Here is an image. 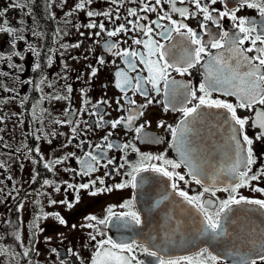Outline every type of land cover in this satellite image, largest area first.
I'll list each match as a JSON object with an SVG mask.
<instances>
[{
    "label": "snow or ice",
    "instance_id": "6c2138e0",
    "mask_svg": "<svg viewBox=\"0 0 264 264\" xmlns=\"http://www.w3.org/2000/svg\"><path fill=\"white\" fill-rule=\"evenodd\" d=\"M33 2L34 0H25L23 4L16 2L0 9V34L12 37L11 51L7 54L8 60L13 56L21 60L25 58V50H16L18 39L25 41L28 52L37 58L40 57V52L26 41L23 33L28 31L37 37L43 34L28 26L24 19L17 22L18 26L11 25L6 15L10 8H25L27 9L25 15L32 16L29 4ZM52 2L53 0H47L49 8ZM125 2L126 0H110L111 5L118 7L111 11L98 12L88 9L93 0H79L71 11L65 13L71 15L74 11L85 12L89 22L83 27L99 29L88 32L89 38L99 37L101 33L113 38L105 42L104 48L119 58L124 65L121 68L115 59L111 61L116 66L112 83L120 92L114 103L116 111L124 114L115 119H107L110 113L105 109L111 107L112 102L101 98L92 104L93 111L88 114L95 119L92 124L85 121L86 128L81 126L79 120L53 119L51 123L54 125L71 126L72 136L68 139V144L76 140L77 136H86L87 132L94 128H104L107 131L101 143L94 146L89 144L92 150L85 151L83 157H76V153L71 152L61 159L45 162L39 145L34 148L25 145L27 149L25 159H31L33 165L42 164L45 169L52 171L57 164L70 157H76L82 168L79 171L66 168L65 171L84 176H91L100 168L107 169L104 176H96L86 183L73 185L64 182L66 189L74 190L73 199L51 200L50 204H63L68 209L79 202L81 190H88L89 194L97 195L125 188L142 189L148 181L147 177L141 174L147 172L167 178L170 191L162 190L154 203L152 196L144 193L147 197L145 212L153 211L166 201L173 205L171 210L165 209L166 223L163 225V234L161 235L159 230L155 233L141 232L137 233L144 237L140 241H137L135 236L116 240L103 230L113 227L117 230L131 231L137 226H146L145 218L137 208V196L134 193L128 201L118 205L121 211H116L115 205L110 206L104 218L92 215L86 219L94 223L81 225L94 230V234L92 231L88 234L89 241L93 242L95 248L90 264H229V262L264 264V199L245 197L238 192L240 188L248 187L254 192L264 194V187L260 186L264 181V0H235L232 6H229L228 0H139L138 8H128L126 14L121 16L120 8ZM127 2L136 4L137 0ZM63 3H67V0H63ZM165 4L168 5L167 11L164 10ZM217 4L222 7H215ZM244 9L256 10L259 20L237 14ZM148 13H156V18L150 20ZM174 14L179 18H173ZM49 15L55 18L54 13ZM93 17H104L114 27L109 28L105 22H97L92 19ZM193 19L197 21L198 27L186 22ZM225 19L230 21V25L226 26L223 23ZM121 20L122 23H117ZM33 24L35 25V20ZM130 33L133 34L131 44L128 39L122 41L117 39L122 34L128 37ZM80 36H85V32L81 31ZM82 43V40L78 41L72 44V47L79 48ZM121 43L126 47H121ZM59 46L68 47L63 43ZM51 51L52 49H49V52ZM4 58V54H0V59ZM51 63L49 59L48 66H51ZM107 63L105 56H97L95 65H87L89 72L85 83L90 85ZM197 66L201 74L199 83H193L191 79L177 80L172 76V72H175L181 77H191L192 70ZM8 67L16 66L9 64ZM39 69L41 64L37 59L33 70ZM46 79L42 77L41 83ZM23 83L31 84L32 81ZM49 87L51 88V84ZM0 89L10 94L7 98H0V103L5 102V99L15 101L19 95L18 93L11 95L13 89L2 84ZM73 91V87L68 85L65 95L48 93L41 96L38 104L30 106V111L27 106L28 96L20 99V106L28 111L33 122L38 125L32 132L36 141L46 139L50 144L51 139L48 137L56 136L55 131H45L43 116L36 114L37 107L41 108L42 113H47V108L42 106L46 100L71 101ZM88 91L87 87L80 89L81 109L91 104ZM214 93L217 94L216 98H213ZM137 95L143 97L145 102L138 103L135 99ZM160 96H163L162 100L157 99ZM221 96L234 97L235 102L221 99ZM153 103L163 104L164 112L181 113V119L175 126L166 124L164 120L156 122L157 128H163L171 134L168 146L177 153L176 159L168 158L166 150L154 155L137 147V141L144 144L164 143L162 137L147 131L151 127V120L143 119V123H138L145 117V110ZM81 109L66 108L65 116H69L70 113L82 115ZM239 110H245L248 114L241 116ZM3 123L4 117L0 115V131ZM121 128L133 133L131 140L117 143L112 139L114 132ZM201 129L209 137L207 140L209 147L204 155L200 154L197 145V137L201 142L204 141ZM85 143L86 140H80L75 147L82 148ZM257 144L262 149L259 152ZM0 146L8 147L3 144L2 136ZM112 150L121 153L120 160L123 163L118 162L114 156L109 157L108 152ZM131 152L138 155L135 162L128 159ZM32 153L37 154L39 158H31ZM182 165L187 171L184 173L176 171ZM3 167L4 165L0 163V168ZM125 168L128 171L122 175L127 179L114 185L106 184V177L110 178L114 173L121 174V169ZM222 175L225 177L223 181ZM38 176L39 173L33 169L32 182H35ZM186 176L189 179H186ZM7 179L11 180L12 177L9 176ZM180 182L185 186L194 182L201 186L202 191L190 195L180 186ZM221 183L223 187L220 186ZM43 184L52 186L54 181L45 179ZM55 191L59 192L61 189L55 187ZM219 191L227 192L228 198L219 200L217 197ZM0 194H3V189H0ZM205 194H208L207 199L204 198ZM7 195L12 196V193L9 192ZM176 197L180 199L176 200ZM249 205L255 208L247 207ZM23 207L21 201L17 211H22ZM256 213H259V225L253 222ZM49 216L60 225L67 226V221L60 213L41 210L39 215L34 217L30 227L38 229V221ZM71 227L76 228L77 225ZM11 235L18 246L23 248V252L17 255L25 258L26 264H33V261L27 258L31 253L38 254V251L34 246L31 248L25 246L19 232V224ZM58 235L62 236L63 233ZM3 238L0 236V240ZM46 239L51 240V237ZM197 241H201L203 246ZM185 244L192 245L196 250L181 256L170 254L173 245L183 247ZM7 251L4 245L0 244V253ZM51 251L59 256L56 249L53 248ZM67 253L73 257L78 255L71 248L67 249ZM140 253L151 259L147 261L141 259ZM60 264H66V261L60 260Z\"/></svg>",
    "mask_w": 264,
    "mask_h": 264
},
{
    "label": "flooded vegetation",
    "instance_id": "af4514ba",
    "mask_svg": "<svg viewBox=\"0 0 264 264\" xmlns=\"http://www.w3.org/2000/svg\"><path fill=\"white\" fill-rule=\"evenodd\" d=\"M20 2L23 4L25 0H0V9L7 7L10 4ZM79 0H67V3H63V0H53L52 6L49 8L47 0H34L29 4L32 9V16L25 15L27 9L25 8H10L6 14L10 20L11 25L18 26L17 22L21 19L26 20L27 25L34 27L36 31L41 32L42 36H33L30 32L25 31L23 35L28 43L35 46L36 50L40 52V57L32 55L28 52L27 44L25 41H16V50H25V58L23 60L18 57H12L11 60L7 59V54L10 53V43L12 37L7 34H0V54H4L5 58L0 59V84L4 87L12 88L13 93L11 95L19 94L15 101L11 99H5V102L0 103V115L4 117V123L2 125V131L0 136L3 137V144L8 145L7 148L0 146V163L4 165L0 168V189H3V194H0V236L4 238L0 240V244L4 245V248L8 251L6 253H0V264H26L25 258L18 256L17 253L23 252V248L18 246V243L13 239L11 233L16 229L19 224V232L21 238L25 241L26 247H35L38 254L31 253L27 259L33 261V264H60V260H65L66 264H90L93 257L95 248L93 242L89 241V232L93 229L87 227H81L88 223H94L87 220L86 217L95 215L97 218H104L107 214V209L110 206H117L116 211H121L118 207L119 204L128 201L135 193L137 196L136 205L141 210L142 216L145 218L146 226H137L135 229L129 231L127 229L117 230L116 228L109 227L103 230L107 232L113 239H130L135 236L137 241L144 239V237L137 235V233H155L157 230L160 234H163V225L165 222V209H172L173 205L166 201L158 208L151 212H145L146 207L145 200L147 197L144 193H149L155 199L159 198L162 190L168 189V182L166 177H161L155 173H142L141 175L147 177V183H145L142 189L125 188L120 190H114L111 193L104 192L97 195L89 194L88 190L80 191V200L75 203L71 209H68L63 204H50L51 200H72L75 192L73 189H66L65 181L73 185H79L80 183H86L89 179H94L96 176H104V172L107 169L100 168L99 171L93 173L91 176L77 175L72 171H65L68 169H77L78 171L82 166L78 163L76 157H83L85 151H91L89 144L96 145L102 142V137L106 134L107 129L94 128L87 132L86 136H77L76 140H73L71 144H68V139L72 136L71 126L69 125H54L51 123L53 119L65 120L73 119L79 120L82 127H87V124H92L95 117L88 113L93 111L92 104L101 98L108 99L112 102L111 107L105 110L110 113L107 119H115L119 115L124 113L116 111L115 99L120 96V92L114 87L112 83L113 73L116 66L111 63L113 59L116 60V64L121 68L124 65L120 59L114 57L111 53L107 52L104 48L106 41H110L113 38L107 37L105 33H101L99 37L92 36L89 38L88 32L99 31V29H86L83 26L89 22V18L84 11H74L71 15H65V13L71 11L74 4ZM229 6L235 3V0H228ZM139 0L136 4L125 2L124 6L120 8V15L124 16L128 8L137 7ZM184 6V5H178ZM114 7L110 3V0H93L92 5L88 6L89 10H95L98 12L111 11ZM215 7L221 8L222 5L217 4ZM164 10H168V5H164ZM49 13H54L53 19ZM143 15V13H140ZM240 16L254 17L259 20V14L253 9H244L237 13ZM149 19H155L156 13H148ZM173 18H179L177 14L173 15ZM97 22L103 21L109 28L114 27L104 17H93ZM134 19V18H133ZM35 20V25L33 24ZM118 21L117 23H122ZM193 27H198L195 19L186 21ZM223 23L228 26L230 21L225 19ZM79 29V30H77ZM85 32V36L81 37L80 32ZM130 33L128 37H124L123 34L120 39H128L131 44ZM207 38V37H206ZM83 41L79 48H73L72 44ZM59 41V43H57ZM93 41H98L94 43ZM60 43L67 44V48H61ZM121 47H126L123 43ZM137 47V46H133ZM49 49H52L49 52ZM91 50V51H90ZM97 56H105L108 63L102 68L98 76L92 80L88 85L85 82L88 80L89 69L87 65L96 64ZM75 57V59H73ZM87 57V59H85ZM39 59L41 69L33 70L35 63ZM51 59V66H48V60ZM9 64H14L16 67L9 68ZM66 66V67H65ZM9 73V75H3ZM134 75V74H133ZM172 76L177 80L191 79L193 83H199L201 81V74L199 66L192 70L191 77H181L179 74L172 72ZM42 77L47 79L44 83H41ZM31 80V84L23 83V81ZM51 84V88L49 87ZM68 85L73 87V97L71 101L68 100H46L43 107L47 108V113H42L41 108L37 107L36 114L43 116L45 122V131L52 130L56 132V136L51 139L49 144L46 139L36 141L32 136L33 130L38 127L33 122L28 114L31 110L30 106L38 104L40 97L45 96L48 93L53 95H65V89ZM106 86V87H105ZM87 87L88 98L91 100V104L84 106L81 109V97L80 89ZM40 89H43L41 92ZM131 94V93H130ZM28 96V111L20 106V99L24 96ZM10 94L0 89V98H7ZM217 94H213V98H216ZM221 99H228L235 102L234 97H220ZM138 103H144V98L137 95L135 97ZM158 100H162L163 96L157 97ZM190 106V105H189ZM81 109L82 115L69 114L65 116L66 108ZM127 108L128 106L125 105ZM24 113L23 115H20ZM15 114V115H14ZM248 113L245 110H239V115L244 116ZM143 119H149L152 121L151 127L147 129L152 135L160 136L164 139L162 144H144L136 142L137 147L143 152L159 154L167 151V156L170 159H176L177 153L169 148L168 141L171 139V134L166 132L163 128H157L156 122L158 120H164L166 124H175L181 119L180 112H164L163 104L153 103L145 110V117L138 123H143ZM23 121V123H21ZM87 124H84V122ZM79 132V129H78ZM63 133L64 135H61ZM251 135V132L249 133ZM133 133L126 132L121 128L114 132L112 139L117 143H123L126 140L132 139ZM201 135L204 136V141L201 142L198 139V147L201 149V155L206 154L209 145L207 144L208 136L201 129ZM80 140H86L87 143L82 145V148H77L75 145ZM28 147H35L39 145L42 150L45 162L55 161L61 159L71 152L76 153V157H70L68 160H64L62 163L57 164L52 171H49L43 167L42 164L33 165L31 159H25ZM257 151H261V146L257 144ZM19 149V151H17ZM109 157H116L118 162L123 163L120 160L121 153L112 150L108 152ZM31 158H39L37 154H30ZM128 159L135 162L138 159V155L135 152H131ZM23 165V166H21ZM147 166V165H146ZM111 168V166H110ZM33 169L39 173L35 182H32ZM128 171L127 168L121 169V174L114 173L110 178L106 177V184L114 185L127 179L122 173ZM181 173L187 170L181 166L177 169ZM12 177L8 180L7 177ZM186 179H189L187 176ZM45 179L54 181V185H44ZM139 179V177H138ZM225 177L221 176V181ZM155 181V183H153ZM255 183V182H254ZM180 186L189 192L190 195H195L202 191L200 185H196L194 182L189 183L187 186L183 182H180ZM223 187V183L220 184ZM261 187H264V181L260 183ZM55 187H59L61 191L56 192ZM11 192L12 196L7 194ZM239 195H243L249 198L264 199V194L252 191L251 188L242 187L238 190ZM18 193V194H17ZM219 200H226L228 193L224 191L217 192ZM205 199L208 198V194H205ZM176 197V200H179ZM23 201V210L18 212L17 206ZM249 208H255V206L249 205ZM43 210L48 213H60L61 216L67 221V226L60 225L57 220L49 216L46 219H40L38 221V229L30 227L32 225L34 217L39 215ZM10 222V223H9ZM253 222L259 225V213L254 214ZM71 225H77L76 228H72ZM103 227V226H101ZM42 229V231L40 230ZM63 233V235H58ZM187 235V234H186ZM51 237V240L46 239ZM99 239V237H98ZM159 239V237H158ZM198 244H203L201 241H197ZM218 246V245H217ZM56 249L59 256L54 254L51 250ZM71 248L78 255L73 257L67 253V249ZM196 249L190 245L185 244L183 247L173 245L170 254L173 256L186 255L190 251L194 252ZM140 258L146 261L151 259L146 255L140 253ZM231 264V262H229Z\"/></svg>",
    "mask_w": 264,
    "mask_h": 264
},
{
    "label": "water",
    "instance_id": "95a60500",
    "mask_svg": "<svg viewBox=\"0 0 264 264\" xmlns=\"http://www.w3.org/2000/svg\"><path fill=\"white\" fill-rule=\"evenodd\" d=\"M198 139H199V137H197V140H198ZM197 142H198V141H197ZM198 143H199V142H198ZM198 143H197V144H198ZM199 150H200V152H201V149H200V148H199Z\"/></svg>",
    "mask_w": 264,
    "mask_h": 264
}]
</instances>
